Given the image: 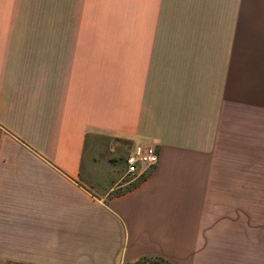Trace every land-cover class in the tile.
<instances>
[{"label":"crops","instance_id":"1","mask_svg":"<svg viewBox=\"0 0 264 264\" xmlns=\"http://www.w3.org/2000/svg\"><path fill=\"white\" fill-rule=\"evenodd\" d=\"M251 199L264 0H0V264H264Z\"/></svg>","mask_w":264,"mask_h":264},{"label":"rangeland","instance_id":"2","mask_svg":"<svg viewBox=\"0 0 264 264\" xmlns=\"http://www.w3.org/2000/svg\"><path fill=\"white\" fill-rule=\"evenodd\" d=\"M97 146V156L99 158V163H102L103 166H105L107 161L110 162L111 169H114L115 173L123 176L125 182L131 181L133 178H135V176L127 175L125 170V160L129 156L132 149L129 142L111 138H99ZM102 170H104V167H102ZM126 187H128V185ZM239 211H241L243 216H248L250 213L249 223H252L255 227H258L255 229L254 240L261 239L260 226L262 221H264V201L251 199L250 209L245 207Z\"/></svg>","mask_w":264,"mask_h":264},{"label":"built area","instance_id":"3","mask_svg":"<svg viewBox=\"0 0 264 264\" xmlns=\"http://www.w3.org/2000/svg\"><path fill=\"white\" fill-rule=\"evenodd\" d=\"M159 161L156 148L152 144H140L133 148L126 160V174L136 176L143 166L153 167Z\"/></svg>","mask_w":264,"mask_h":264},{"label":"trees","instance_id":"4","mask_svg":"<svg viewBox=\"0 0 264 264\" xmlns=\"http://www.w3.org/2000/svg\"><path fill=\"white\" fill-rule=\"evenodd\" d=\"M126 160H127V158H126ZM126 160H125V164H126ZM153 263L169 264L167 261H165L161 258H145L136 264H153Z\"/></svg>","mask_w":264,"mask_h":264}]
</instances>
